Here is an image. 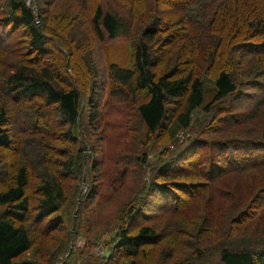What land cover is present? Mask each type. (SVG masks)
Masks as SVG:
<instances>
[{
	"label": "trees",
	"instance_id": "1",
	"mask_svg": "<svg viewBox=\"0 0 264 264\" xmlns=\"http://www.w3.org/2000/svg\"><path fill=\"white\" fill-rule=\"evenodd\" d=\"M0 264H264V0H0Z\"/></svg>",
	"mask_w": 264,
	"mask_h": 264
},
{
	"label": "rangeland",
	"instance_id": "2",
	"mask_svg": "<svg viewBox=\"0 0 264 264\" xmlns=\"http://www.w3.org/2000/svg\"><path fill=\"white\" fill-rule=\"evenodd\" d=\"M114 46L118 48V50H119L120 53H122V54L125 53V49H126L125 44L120 43V42H117V43H115ZM205 83H206V86H207L208 89H211V90L214 91V87H213L214 84H213V82H212L209 78H206V79H205ZM209 97H210V95L208 94V95H207V99H209ZM79 147H81V149L85 152L86 155H88L89 153H87V152L85 151V149H86L87 151H88V150L91 151V147L89 146V143H83V144L80 145ZM83 240H84V239H83L82 237L79 238L78 243H79V244H82V243H83Z\"/></svg>",
	"mask_w": 264,
	"mask_h": 264
},
{
	"label": "built area",
	"instance_id": "3",
	"mask_svg": "<svg viewBox=\"0 0 264 264\" xmlns=\"http://www.w3.org/2000/svg\"><path fill=\"white\" fill-rule=\"evenodd\" d=\"M92 251L103 254L105 252V248L103 246V243L102 242H99V244L95 245L92 248Z\"/></svg>",
	"mask_w": 264,
	"mask_h": 264
},
{
	"label": "water",
	"instance_id": "4",
	"mask_svg": "<svg viewBox=\"0 0 264 264\" xmlns=\"http://www.w3.org/2000/svg\"><path fill=\"white\" fill-rule=\"evenodd\" d=\"M37 17L39 18L40 15L38 14ZM38 24L41 26V21H40V19H38ZM80 148H81V147H80ZM85 151H86L87 153H90V150L87 151V150L85 149ZM78 204H79V203H78ZM76 216H77V214H75V218H76ZM74 233H75V229H74V227H73V228H72V234H74ZM73 246H74V239H72V241H71L70 250H69V252L67 253V256L69 255V253H70V251L72 250Z\"/></svg>",
	"mask_w": 264,
	"mask_h": 264
}]
</instances>
